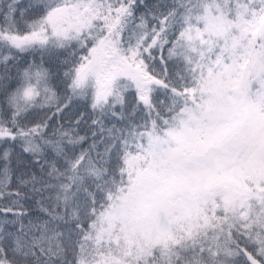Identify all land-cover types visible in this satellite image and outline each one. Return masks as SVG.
Masks as SVG:
<instances>
[{
	"label": "snow or ice",
	"instance_id": "6c2138e0",
	"mask_svg": "<svg viewBox=\"0 0 264 264\" xmlns=\"http://www.w3.org/2000/svg\"><path fill=\"white\" fill-rule=\"evenodd\" d=\"M0 264H264V0H0Z\"/></svg>",
	"mask_w": 264,
	"mask_h": 264
}]
</instances>
